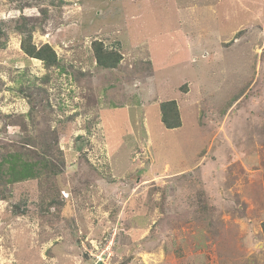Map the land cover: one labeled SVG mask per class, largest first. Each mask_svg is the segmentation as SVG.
<instances>
[{"label":"rangeland","instance_id":"1","mask_svg":"<svg viewBox=\"0 0 264 264\" xmlns=\"http://www.w3.org/2000/svg\"><path fill=\"white\" fill-rule=\"evenodd\" d=\"M15 152L58 172L0 180V264H264V0H0Z\"/></svg>","mask_w":264,"mask_h":264},{"label":"trees","instance_id":"2","mask_svg":"<svg viewBox=\"0 0 264 264\" xmlns=\"http://www.w3.org/2000/svg\"><path fill=\"white\" fill-rule=\"evenodd\" d=\"M1 45L5 47V42ZM92 48L94 49L97 65L101 68L118 67L123 59V54L119 48H109L101 39H94ZM23 49L30 56L42 59L48 68L61 66L56 50L49 44H45L38 49L32 44L31 37H27L23 41ZM160 110L161 120L166 128L173 129L183 126L182 116L176 99L161 101ZM52 161L53 159L49 162L46 157L35 160L26 159L19 152L8 153L0 161V180H4L5 177L8 183H17L30 179H38L42 176L44 168H49L51 172L57 173L58 170L56 168H51Z\"/></svg>","mask_w":264,"mask_h":264},{"label":"built area","instance_id":"3","mask_svg":"<svg viewBox=\"0 0 264 264\" xmlns=\"http://www.w3.org/2000/svg\"><path fill=\"white\" fill-rule=\"evenodd\" d=\"M98 259H100L99 256H98ZM101 261H104L103 258L101 259ZM98 262H100V261H98Z\"/></svg>","mask_w":264,"mask_h":264}]
</instances>
